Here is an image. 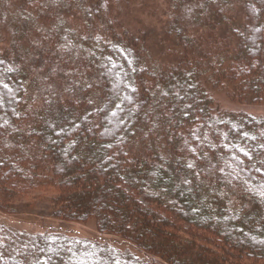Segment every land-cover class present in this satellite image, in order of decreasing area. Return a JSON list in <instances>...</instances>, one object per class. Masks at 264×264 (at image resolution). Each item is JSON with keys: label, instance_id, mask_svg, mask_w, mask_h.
I'll return each instance as SVG.
<instances>
[{"label": "trees", "instance_id": "trees-1", "mask_svg": "<svg viewBox=\"0 0 264 264\" xmlns=\"http://www.w3.org/2000/svg\"><path fill=\"white\" fill-rule=\"evenodd\" d=\"M166 1L159 46L169 58L163 66L149 65V33L141 26L138 38L109 20L107 27L119 31L103 46L91 35L77 42L61 22L55 26L60 48L82 53L105 82L106 98L97 108L83 99L66 103L64 95L72 92L54 93L57 85L48 83L52 90L42 104L21 110L28 85L40 81L11 42L0 48V206L14 212L4 201L35 189L61 190L50 195L53 215L63 221L91 215L98 230L115 227L111 234L148 255L56 231L32 237L26 264H78L90 251L104 264H161L154 258L166 264H264V120L213 110L200 67L205 63L216 86L229 81L240 95H264V0H198L192 23L176 12L182 0ZM231 1L241 6V22L229 15ZM151 4L147 10L156 15L158 5ZM247 44L255 47L253 56ZM25 71L35 74L28 80ZM231 185L239 186L237 195ZM179 223L211 237L182 238ZM215 238L233 245L237 255L228 260L229 248ZM9 240L0 236V264H23L15 252L2 258ZM244 254L249 261L241 260Z\"/></svg>", "mask_w": 264, "mask_h": 264}, {"label": "rangeland", "instance_id": "rangeland-1", "mask_svg": "<svg viewBox=\"0 0 264 264\" xmlns=\"http://www.w3.org/2000/svg\"><path fill=\"white\" fill-rule=\"evenodd\" d=\"M151 1L158 5L156 15L150 13L152 8H149L150 12L147 10L148 4L149 7L153 6ZM197 2L198 0H182L184 5L177 6L176 12L185 18V22L192 23L193 11L191 10H193V7L200 5V2H198L199 4ZM166 3L167 1L165 2V0H0V48H8V42H11L10 48L15 49L13 52L16 53L18 51V54L23 59V64L36 73L25 71V77L30 80V77L35 74L38 83L40 81L38 85L35 87L33 85L31 89H28V85V91L25 92L26 102L21 105V110L29 111V109L26 110L24 107L26 105L29 107L30 103L38 108L42 104V100L48 97V92L46 91L50 92L52 90L48 83H53L54 86L57 85L53 89L54 93L56 90L61 94H66L68 90L72 92V94L64 95L66 103L83 99V105L93 104V108H97L106 98L104 92L105 82L103 85L102 83L100 84L98 73L92 66V62H87L82 57V53H77L76 50L60 48L59 36L54 34V28L60 22L64 28L66 27V31L69 32L72 39L75 38L74 40L80 42L82 38L84 39L87 35H91L92 38L100 41L98 43L100 46H103L104 42L109 43L113 31H119V28L122 30L126 29L128 35L135 34L139 38V27L141 26L142 29H147V33H149L148 41L150 43L147 46L150 48L152 58L149 65L163 66L169 58L167 54H162L165 51L159 46V39L162 37L163 26L166 22V9L168 7ZM228 6L229 15H232V19L241 22L240 4L236 1H231ZM189 7L191 8L189 9ZM95 9L98 10L96 11V17H94ZM102 18H107V22L104 20L107 24L99 22L100 19L103 20ZM109 20L115 22L114 28L116 26L119 28L113 30L107 27L108 25L111 27ZM197 27L198 25L196 24ZM199 28L193 32V36L196 39L201 33ZM36 30H41L42 32L38 33ZM18 31L20 32L19 39L16 38ZM204 31H207L208 34L211 33L206 28H204ZM216 32L217 36L222 38L223 31L221 27H218ZM252 39L258 42L256 35H252ZM247 46L248 49L246 51L253 56L255 47L248 44ZM179 49L182 53H186L184 48L181 47ZM197 49L201 52V55L199 54L200 58L205 56V45L199 44ZM205 58L203 57V59ZM205 66L204 63L200 67L204 69L203 81L208 85V94L212 98L211 106L213 110L249 114L264 120V95L261 98L240 95L237 93L233 83L229 81L216 86L217 81L214 76H211L209 69L204 68ZM210 76L212 79L207 80ZM66 80L68 81V86L63 84ZM127 86L128 84L125 85V87ZM43 92L44 94H42ZM125 96L126 94L124 98ZM34 97H39L38 99L41 101ZM37 102L40 103L39 106ZM53 105H55L54 102ZM108 121L113 122V118L110 117ZM230 187L232 188H230L231 195H237L240 192L239 186L231 185ZM60 192L61 190L58 191L47 187L25 192L15 200L4 201L12 205L14 212L0 206V236L10 237L9 244L5 242L6 244L4 245V247L8 245V252L3 251L1 253L2 258H6V255L10 252H15L18 254L15 258L19 262L26 264L28 260L24 255L26 256L27 253L32 252V237L58 231L68 237L106 242L112 244L120 251H129L140 258L148 259V255L136 249L135 244L124 242L118 236L111 234V229L115 227L111 228V226L107 225L106 229L108 231L102 232L98 230L97 220L91 215L82 219L78 216L76 218H68V221H63L64 218L53 215V207L54 205L56 207V204L52 203L50 195H58ZM141 200L143 201L142 198ZM247 200L249 202V199ZM143 203L147 204L146 206L151 205L146 201H143ZM112 214L115 215V211H112ZM167 218L170 222L174 220L171 215ZM179 224L182 225L180 232L182 238H190L195 241L200 236L211 237L208 231L200 227L197 228L190 224ZM215 239L217 240L216 243L221 247L224 245L225 248L226 246L229 248V252H227L228 260L237 255L236 248L233 245L231 247L228 243L222 244L221 239ZM215 239L213 240L216 241ZM0 245L3 247L1 242ZM212 247L218 248L216 244H213ZM42 248H45V246H42ZM91 255L92 252H88L85 259L80 262L83 264H104L101 260L94 259ZM248 256V254L242 255L241 260L249 261ZM154 259L161 264H166L163 260ZM80 262L78 264H81ZM114 264H119V262L115 259Z\"/></svg>", "mask_w": 264, "mask_h": 264}, {"label": "snow or ice", "instance_id": "snow-or-ice-1", "mask_svg": "<svg viewBox=\"0 0 264 264\" xmlns=\"http://www.w3.org/2000/svg\"><path fill=\"white\" fill-rule=\"evenodd\" d=\"M133 91H134V89H133ZM188 167H189V168H192V167H194V166H193L192 164H189Z\"/></svg>", "mask_w": 264, "mask_h": 264}]
</instances>
